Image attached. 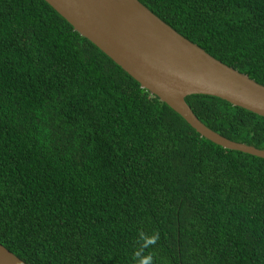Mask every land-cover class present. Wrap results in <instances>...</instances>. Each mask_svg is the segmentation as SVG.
Listing matches in <instances>:
<instances>
[{"label": "trees", "instance_id": "obj_1", "mask_svg": "<svg viewBox=\"0 0 264 264\" xmlns=\"http://www.w3.org/2000/svg\"><path fill=\"white\" fill-rule=\"evenodd\" d=\"M264 86V0H139ZM264 150V117L192 95ZM0 244L26 264H264V159L224 149L45 0H0Z\"/></svg>", "mask_w": 264, "mask_h": 264}, {"label": "water", "instance_id": "obj_2", "mask_svg": "<svg viewBox=\"0 0 264 264\" xmlns=\"http://www.w3.org/2000/svg\"><path fill=\"white\" fill-rule=\"evenodd\" d=\"M82 37L178 113L198 134L227 150L264 159V150L227 139L186 102L217 97L264 117V86L183 37L139 0H45ZM0 264H26L0 244Z\"/></svg>", "mask_w": 264, "mask_h": 264}]
</instances>
